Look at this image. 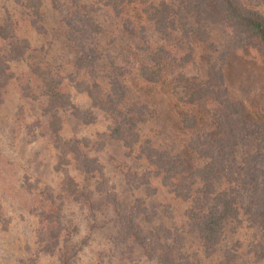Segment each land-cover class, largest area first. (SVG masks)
<instances>
[{"label": "rangeland", "instance_id": "obj_1", "mask_svg": "<svg viewBox=\"0 0 264 264\" xmlns=\"http://www.w3.org/2000/svg\"><path fill=\"white\" fill-rule=\"evenodd\" d=\"M240 1L264 7V0ZM164 2L175 7L178 0L127 5L123 17L137 23L130 32L105 0H0V60L9 75L0 89V264H264V229L244 209L264 189V54L210 22L200 23L208 33L203 42L185 30L198 25L195 19L158 31L152 9ZM139 26L167 63L159 84L138 75ZM23 41L24 57L12 59L9 45ZM84 55L91 66L80 64ZM33 62L51 69L70 97L55 121L44 113L47 89L30 71ZM114 77L125 87L123 108L138 121L130 156L109 137L112 120L86 92L92 81L108 91ZM177 78L207 84L209 94L184 105L172 88ZM241 105L246 125L234 112ZM184 116L196 125L184 126ZM216 116L232 123L225 143L236 142L216 189L231 190L241 206L206 243L186 217L201 186L189 200L179 197L144 153L179 158L187 173L202 169L198 138L213 132ZM234 170L239 183L231 180ZM137 229L147 248L133 238ZM160 229L169 238L157 237Z\"/></svg>", "mask_w": 264, "mask_h": 264}, {"label": "trees", "instance_id": "obj_2", "mask_svg": "<svg viewBox=\"0 0 264 264\" xmlns=\"http://www.w3.org/2000/svg\"><path fill=\"white\" fill-rule=\"evenodd\" d=\"M105 1L112 8L115 16L119 18H124L123 15L126 6L134 2V0ZM161 6L162 10L160 11L152 9L154 13L151 16V20H153L158 31H163L167 27L174 28V25L176 26L179 23L185 27L188 25L190 19H195L198 25L193 26L194 28L188 26L185 30L188 34L196 36L203 42L208 37V33L200 29V23L202 21L203 23L210 22L212 24L226 26L235 33L243 35L247 42H251L264 54V7L259 9L256 5H246L240 0H178L175 7L165 2L161 3ZM146 10L144 12L148 13L149 11L147 12ZM148 14L151 13L149 12ZM123 23L126 30L130 32L135 31L133 26L137 23L133 24L127 18L123 19ZM79 32L83 33V29H80ZM136 33L142 41L140 47L141 62L138 67V75L147 83L159 84L165 78L167 66L163 54L159 50L151 48L144 34L143 27L139 26ZM0 38H4L3 30L0 31ZM72 40L75 41V37H72ZM26 50L27 45L23 41L20 46L10 44L8 52L12 59H22ZM92 54L93 52L91 51ZM90 58L92 56L89 55L80 57V64H89ZM29 68L32 74L47 89L48 100L46 101L44 113L48 114L55 121L57 118L54 113L59 109L70 106V97L68 93L62 91L60 81L52 74L51 69L42 67L34 62ZM5 71L6 66L0 60V89L5 86L9 79V75ZM89 72L92 75L94 74L92 68ZM108 85V91L102 92L99 83L92 81L87 85L86 92L93 106L105 112L112 120V124L108 128L109 137L119 142L126 149L127 155L130 156L131 149L138 142V135L136 134L138 121L133 117L130 108H123L125 97L124 85L117 81L115 77L109 80ZM172 88H174L176 99L180 103L189 106L195 105L203 96L209 94L207 84H201L198 88V86L189 83L183 78L174 79ZM234 112L240 117V123L246 125L245 107L241 105ZM216 117L219 119H216L213 132L207 134L205 138H202L203 136L198 138L197 146H202V148L200 147L198 149V153L205 160L202 169L187 173V167L179 158L163 156L156 149L150 148L144 153V156L149 162L162 174L166 184L179 197L189 200L193 193V186H201L200 199H191L192 206L186 211V217L187 226L198 233L206 243L214 241L222 231L225 222L237 218L239 207L241 206L238 196L233 194L231 190L225 192L216 189V182H219L223 176H226V172L229 171L228 168H231L228 159L230 156L234 158V144L236 145L234 141L231 145H228L224 140V136L227 135L229 127L233 128L232 123L227 118ZM183 118L184 126L188 125V128L193 127L197 123L194 116H188V118L184 116ZM185 119L187 124L185 123ZM222 120L226 124H221ZM56 128L57 126H55ZM261 142L264 143V141ZM243 160L247 163L245 159ZM238 171H233V178L231 177L233 182L239 183L240 175ZM172 180H176V183H172ZM75 193H77V190H73L72 194ZM258 197L259 199L255 198V196L252 197V203L247 207H242H244L246 214L248 216L250 215L252 220L257 225L260 224L262 229H264V210L259 208L264 206V200L261 201L264 198V189L259 191ZM169 235L168 231L164 233V230L161 229L157 233V237L162 236V238L166 239L169 238ZM132 236L138 244L147 248L148 245L141 235L140 229L133 231ZM158 260L163 264H172L171 259Z\"/></svg>", "mask_w": 264, "mask_h": 264}]
</instances>
